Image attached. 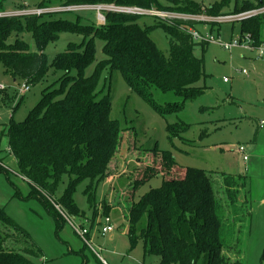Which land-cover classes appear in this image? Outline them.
<instances>
[{"label": "trees", "instance_id": "1", "mask_svg": "<svg viewBox=\"0 0 264 264\" xmlns=\"http://www.w3.org/2000/svg\"><path fill=\"white\" fill-rule=\"evenodd\" d=\"M165 1L172 6H163L158 0H66L60 6L112 4L120 8L208 17L236 15L264 6L262 1L257 7L244 1L240 7L235 4L232 11L224 14L230 0H220L208 8L187 1ZM38 8L50 6L43 3ZM39 17L0 18V65L25 86L40 83L46 76L50 66L43 50L60 33L78 34L83 39L79 46L69 44L53 61L51 66L62 75L42 91L39 101L23 121L10 122L7 143L17 174L31 187L28 198L37 199L55 224L61 226L65 222L62 216H80L71 199L77 182L120 178L126 170V161L122 164L119 159L126 137L117 122L109 117V97L99 98V69L106 66L120 72L128 89L159 115L176 112L181 106L156 104L150 88L172 91L183 102L192 101L204 93L194 87L204 72L202 61L193 54L196 43L183 31L195 29V23H166L155 18L153 26H146L138 23L140 16L122 12H105L104 24L99 26L67 20L39 23ZM237 23L239 38L249 35L254 46L264 43L260 38L264 15L250 16ZM215 27L219 31L220 24H210V31L214 32ZM154 28H161L169 37L168 57L149 37V31ZM12 30L18 34L30 32L36 51L30 52L28 45L19 39L9 45L7 38ZM95 38L103 42L105 60L91 76H85L84 69L94 61ZM199 45L204 49L207 44ZM167 130L177 136L174 126L168 125ZM129 138L128 135L127 144ZM126 149L128 155L135 151L133 144H128ZM137 160L139 174L129 188L117 193L113 203L106 196L100 205L105 216L114 207L122 208L131 249L140 243L143 258L156 257L159 264H245L242 250L250 229L251 208L243 193L242 177H220L195 168L180 169L168 151H153L149 164ZM64 174L68 175L70 184L63 197L55 201L53 190ZM157 177L161 181L158 188L139 194L143 185ZM87 193L90 203L92 193ZM0 222L3 224L0 264H44L39 249L33 244L25 247L29 236L15 226L3 208H0ZM10 241L24 246L6 247Z\"/></svg>", "mask_w": 264, "mask_h": 264}, {"label": "rangeland", "instance_id": "2", "mask_svg": "<svg viewBox=\"0 0 264 264\" xmlns=\"http://www.w3.org/2000/svg\"><path fill=\"white\" fill-rule=\"evenodd\" d=\"M65 1L0 0V14L5 13L0 18L21 17L8 14L34 10L43 3L54 9ZM158 1L163 6H172L165 0ZM178 1L193 2L201 8H208L220 0ZM244 1H248L252 7H257L259 1L264 3V0H230L223 13L232 11L235 4L240 7ZM249 11L251 9L245 12ZM39 16V23L67 20L81 25L104 24L96 22L94 11H52ZM156 21L151 16H140L138 19L140 25L146 26H153ZM195 30L205 34L210 31V26L197 23ZM217 33L220 42L229 43L232 38L238 37L239 23H222L219 31L212 33L215 38ZM149 37L157 49L168 57L169 37L166 33L161 28H154L149 31ZM260 38L264 41V27ZM17 39L25 42L30 52L36 51L30 32L18 34L12 30L7 43L13 45ZM82 39L78 34L62 32L54 42L48 43L43 53L50 68L40 83L28 86L29 90L24 93V82L12 77L0 65V208L4 209L15 226L29 236V243L25 247L33 244L39 249L46 260L44 264H101L102 260L106 264H159L156 257L143 258L140 243L131 249L121 207H114L107 214L114 231L105 236L100 234L105 217L100 210L102 201L107 196L113 203L117 193L128 189L139 174L137 159L141 160V164H149L156 150L170 152L180 169L195 168L220 177L230 175L243 178V193L251 208L250 229L242 250L244 261L245 264H264V58H256L253 53L239 48L227 51L216 44H207L202 49L196 43L193 54L202 61L204 76L194 87L204 90V93L192 101L183 102L172 91L162 92L150 88L156 104L166 106L177 103L181 106L176 112L159 115L149 103L128 89L120 72L106 66L99 69L98 64L105 60V56L102 52L103 42L95 38L94 61L86 66L84 75L91 76L95 69H99V98L109 97V117L117 122L121 134L126 137L119 154L121 163L126 161L125 174L100 182L92 183L87 179L77 182L71 199L80 211V216H69L72 225L65 221L58 226L37 199L28 198L31 187L17 174L16 163L8 152L9 124L24 120L39 101L42 91L62 75V72L51 66L53 61L66 51L69 44L79 46ZM261 122L263 125L258 129L257 124ZM182 123L183 126H178ZM168 125L175 127L177 136L167 130ZM128 135V144H133L135 148L134 153L129 155L126 149ZM239 147L245 149L248 156L246 162L238 153ZM160 183L158 177L151 179L141 187L139 194L158 188ZM69 184L68 175H62L53 190L55 201L63 197ZM87 191L92 193L90 203ZM2 225L0 222V227ZM74 228L86 229L87 243ZM19 246L24 245L21 242L6 243V247L12 249ZM106 253H111L112 260L107 258Z\"/></svg>", "mask_w": 264, "mask_h": 264}, {"label": "built area", "instance_id": "3", "mask_svg": "<svg viewBox=\"0 0 264 264\" xmlns=\"http://www.w3.org/2000/svg\"><path fill=\"white\" fill-rule=\"evenodd\" d=\"M86 12V11H94L95 12V19L96 22L104 23V15L103 12H122V13H128V14H134L138 16H151L153 18H156L160 21L170 23L172 21H181V22H191V23H204L206 25L214 24H222L226 22H237L241 21L243 19H246L250 16H257V15H264V6L253 9L249 12H244L236 15H224V16H218V17H208L205 15H186V14H178L173 12H164V11H158L155 9H143V8H137V7H131V8H120L115 7L112 4H97V5H76V4H69L65 6H59L57 8H36L34 10H22V11H16L13 13L8 14L9 16H26V15H35L39 16L45 12ZM5 14V13H3ZM3 14H0L1 16H5ZM100 25V24H99ZM216 31L217 27L214 28ZM185 33L190 35L193 42L198 44H216L223 48L224 50L230 51L232 49H242L244 51H248L253 53L257 58H264V43L260 46H254L253 41L249 35H244L243 37L239 38H232L229 43H222L218 39V33L217 38L214 37L212 34V31H209L205 34H202L201 32L195 30L194 28H187L183 30ZM245 74V72H243ZM224 82L226 80L224 79ZM29 90L28 86H25L22 93L27 92ZM263 124L262 122L260 123ZM238 153L242 156L243 161L246 162L248 159V156L245 154V149L243 147H239ZM1 166V165H0ZM70 225V221H68ZM75 229V228H74ZM76 233L84 240L85 243L88 241L85 239V235L87 234V231L85 229H78L76 230ZM113 226L111 224V221L109 217L105 216L103 218V223L101 225V236H105L111 232H113Z\"/></svg>", "mask_w": 264, "mask_h": 264}, {"label": "crops", "instance_id": "4", "mask_svg": "<svg viewBox=\"0 0 264 264\" xmlns=\"http://www.w3.org/2000/svg\"><path fill=\"white\" fill-rule=\"evenodd\" d=\"M248 52V51H247ZM249 53H251V52H249ZM256 57V56H255ZM257 58V57H256ZM261 124H257V128L259 129L261 126H260ZM263 125V124H262ZM62 218L64 219V221H66V222H68L69 221V218H67V217H64V216H62ZM86 230V229H85ZM126 233V232H125ZM86 235H88V233L86 234ZM43 255V254H42ZM106 255H107V258L109 259V260H112V255H111V253H106ZM143 256V255H142ZM42 260L44 261L45 259H44V257L42 258ZM102 260V259H101ZM46 261V260H45ZM98 261H100L99 259H98ZM101 262V261H100ZM102 262L104 263V264H106L105 262H104V260H102ZM102 262H101V264H102ZM43 263H45V262H43Z\"/></svg>", "mask_w": 264, "mask_h": 264}]
</instances>
